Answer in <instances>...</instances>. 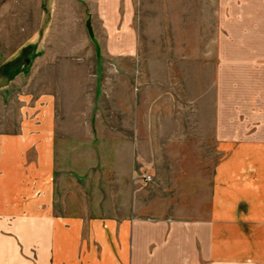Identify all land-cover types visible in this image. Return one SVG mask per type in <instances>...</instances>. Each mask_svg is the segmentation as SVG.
Segmentation results:
<instances>
[{
  "label": "rangeland",
  "instance_id": "rangeland-1",
  "mask_svg": "<svg viewBox=\"0 0 264 264\" xmlns=\"http://www.w3.org/2000/svg\"><path fill=\"white\" fill-rule=\"evenodd\" d=\"M176 2L0 0V131L51 101L55 213L118 216L136 201L148 220L198 215L217 156L214 105L222 133H236L232 95L262 76L180 57L198 28L183 26Z\"/></svg>",
  "mask_w": 264,
  "mask_h": 264
},
{
  "label": "crops",
  "instance_id": "crops-1",
  "mask_svg": "<svg viewBox=\"0 0 264 264\" xmlns=\"http://www.w3.org/2000/svg\"><path fill=\"white\" fill-rule=\"evenodd\" d=\"M168 8L198 28L197 40L176 47L180 57L220 60L214 75L262 76L232 95L236 133H222L214 105L217 156L198 215L148 220L136 201L118 216L55 213V111L51 101L33 103L15 130L0 131V264H264V0Z\"/></svg>",
  "mask_w": 264,
  "mask_h": 264
},
{
  "label": "built area",
  "instance_id": "built-area-1",
  "mask_svg": "<svg viewBox=\"0 0 264 264\" xmlns=\"http://www.w3.org/2000/svg\"><path fill=\"white\" fill-rule=\"evenodd\" d=\"M143 178H144L145 180H149L148 176H146V175H144Z\"/></svg>",
  "mask_w": 264,
  "mask_h": 264
}]
</instances>
